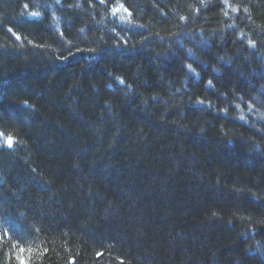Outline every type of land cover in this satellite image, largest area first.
Listing matches in <instances>:
<instances>
[{"label":"trees","instance_id":"1","mask_svg":"<svg viewBox=\"0 0 264 264\" xmlns=\"http://www.w3.org/2000/svg\"><path fill=\"white\" fill-rule=\"evenodd\" d=\"M0 264H264V0H0Z\"/></svg>","mask_w":264,"mask_h":264},{"label":"snow or ice","instance_id":"2","mask_svg":"<svg viewBox=\"0 0 264 264\" xmlns=\"http://www.w3.org/2000/svg\"><path fill=\"white\" fill-rule=\"evenodd\" d=\"M8 142H9V144H11V140H9Z\"/></svg>","mask_w":264,"mask_h":264}]
</instances>
